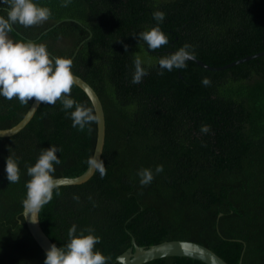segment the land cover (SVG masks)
Instances as JSON below:
<instances>
[{
	"label": "trees",
	"instance_id": "obj_1",
	"mask_svg": "<svg viewBox=\"0 0 264 264\" xmlns=\"http://www.w3.org/2000/svg\"><path fill=\"white\" fill-rule=\"evenodd\" d=\"M39 3L52 9V17L28 28L14 25L10 38L71 57L73 72L99 94L107 126L106 174L96 170L83 184L60 186L59 194L54 189L40 210L50 238L62 246L73 224L78 231L91 226L102 238L96 248L111 257L108 264H116L133 238L142 246L190 240L230 264L242 257V264H264V54L220 70L189 60L186 68L160 75L158 65L185 43L213 67L264 51V0H72L66 8L61 0ZM154 10L167 14L160 27L170 43L149 50L137 34L156 25ZM137 56L148 75L133 84ZM204 77L209 86L201 83ZM71 96L91 106L78 85ZM31 104L0 97V128L19 123ZM202 125L210 131L202 132ZM91 127V133L73 128L58 100L41 103L25 128L0 137V264H44L46 252L23 214L27 167L56 145L63 151L55 177L82 174L97 143L98 122ZM9 146L21 169L15 184L5 172ZM160 164L164 171L141 186L137 171ZM144 264L207 263L166 256Z\"/></svg>",
	"mask_w": 264,
	"mask_h": 264
},
{
	"label": "clouds",
	"instance_id": "obj_2",
	"mask_svg": "<svg viewBox=\"0 0 264 264\" xmlns=\"http://www.w3.org/2000/svg\"><path fill=\"white\" fill-rule=\"evenodd\" d=\"M72 0H61L63 7H68ZM0 97L6 100L17 99L20 104H56L59 100L62 110L70 115L72 127L80 131H92L91 125L100 120L96 110V101L91 92L85 89L89 96V104H82L71 96L72 88L79 83V78L74 75V61L69 56H53L44 43L32 40H13L9 34L14 32V25L25 28L42 25L48 21L53 13L52 9L39 3V0H0ZM166 12L154 10L153 19L157 22L154 27L137 34L139 41L147 44L149 50H157L170 43L169 36L160 25L165 21ZM127 48V45H125ZM196 54L190 44L185 43L175 52L159 59L161 69L171 72L173 69H184L189 60H195ZM145 61L137 56L134 60V72L131 83L139 84L148 75ZM149 66H150V62ZM204 86H209L211 80L204 77L201 80ZM74 109V110H73ZM69 110H71L69 112ZM201 131L208 133L209 125H202ZM62 148L56 145L44 148L34 165L27 167L30 179L26 182V196L22 201L26 219L31 215L33 222L37 219L42 207L48 204L54 195V189L59 194V183L55 178L56 166L62 163L57 153ZM10 155L6 158L5 172L11 184L18 183L21 178L19 157L9 146ZM89 165L94 166L101 176L106 174L102 160L89 158ZM164 171L162 164L155 169L141 168L136 175L140 178L141 186H147L155 179L157 174ZM73 198L79 201V196ZM68 241L62 246L55 243L46 251L44 264H108L110 256L105 255L96 248L101 237L95 233L91 226L80 228L73 224L67 231ZM116 264H126L124 257H117Z\"/></svg>",
	"mask_w": 264,
	"mask_h": 264
},
{
	"label": "water",
	"instance_id": "obj_3",
	"mask_svg": "<svg viewBox=\"0 0 264 264\" xmlns=\"http://www.w3.org/2000/svg\"><path fill=\"white\" fill-rule=\"evenodd\" d=\"M82 43L80 45H82ZM263 54L264 51L259 52L257 54L249 55L221 67L210 66L197 58L195 59V61L207 69L220 70V69L232 67L238 63L248 61ZM74 75L79 78V83L77 85L80 88H82L84 91L85 89L89 90L96 101V110L100 115V120L98 121V136H97V143L93 158H98L101 160L106 142V127H107L104 105L99 94L94 89V87L80 75L76 73H74ZM40 104H33L32 102L26 115L15 126L5 129L0 128V137L13 136L18 132H20L23 128H25V126L34 117ZM96 170H97L96 167L89 165L88 168L78 176H74V177L62 176L55 178L60 186L78 185V184H83L87 182L89 179H91L95 174ZM23 214L31 234L38 242V244L41 246V248L46 252L55 242L50 238V236L46 233V231L42 227L40 213H37V219L35 222L31 220V215H29V217L26 219L25 209L23 210ZM132 244L133 245L131 247H129L124 253L118 256V257H124L126 260V264H144L146 262L166 256L190 257L197 260H201L207 264H230L218 253H216L213 249L195 241L175 239V240H166L150 246H142L137 243L135 238H133ZM242 258L239 264H242Z\"/></svg>",
	"mask_w": 264,
	"mask_h": 264
}]
</instances>
